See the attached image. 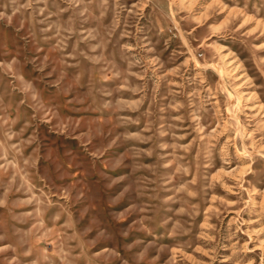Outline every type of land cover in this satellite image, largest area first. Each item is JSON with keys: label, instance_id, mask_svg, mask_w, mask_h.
I'll list each match as a JSON object with an SVG mask.
<instances>
[{"label": "rangeland", "instance_id": "374dc122", "mask_svg": "<svg viewBox=\"0 0 264 264\" xmlns=\"http://www.w3.org/2000/svg\"><path fill=\"white\" fill-rule=\"evenodd\" d=\"M0 264H264V0H0Z\"/></svg>", "mask_w": 264, "mask_h": 264}]
</instances>
